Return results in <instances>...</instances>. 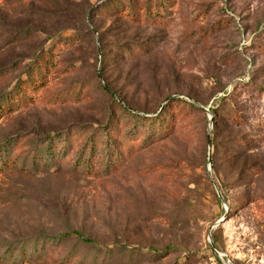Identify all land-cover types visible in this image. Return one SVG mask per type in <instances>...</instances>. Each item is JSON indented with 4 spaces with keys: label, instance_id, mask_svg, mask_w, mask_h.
<instances>
[{
    "label": "rangeland",
    "instance_id": "obj_1",
    "mask_svg": "<svg viewBox=\"0 0 264 264\" xmlns=\"http://www.w3.org/2000/svg\"><path fill=\"white\" fill-rule=\"evenodd\" d=\"M0 264H264V0H0Z\"/></svg>",
    "mask_w": 264,
    "mask_h": 264
},
{
    "label": "trees",
    "instance_id": "obj_2",
    "mask_svg": "<svg viewBox=\"0 0 264 264\" xmlns=\"http://www.w3.org/2000/svg\"><path fill=\"white\" fill-rule=\"evenodd\" d=\"M40 66H36L35 67V69H38ZM27 70V69H26ZM25 73V72H24ZM30 73V68H28V71L26 72V74H24L23 76H28V74ZM244 143V142H243ZM250 144V142H246V143H244V145H243V148H245L246 149V147H249V148H251L250 146H252L253 147V145L252 144H250V146H248ZM244 149V150H245ZM70 235H73L74 237H76V238H78V239H80L83 243H85V244H89V245H92V244H95V242L93 241V240H91V239H89V238H85L80 232H78V231H72V232H68V233H65V234H63L61 237H68V236H70Z\"/></svg>",
    "mask_w": 264,
    "mask_h": 264
},
{
    "label": "water",
    "instance_id": "obj_3",
    "mask_svg": "<svg viewBox=\"0 0 264 264\" xmlns=\"http://www.w3.org/2000/svg\"><path fill=\"white\" fill-rule=\"evenodd\" d=\"M222 220H220L219 222H218V224L221 222Z\"/></svg>",
    "mask_w": 264,
    "mask_h": 264
}]
</instances>
